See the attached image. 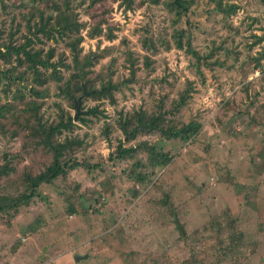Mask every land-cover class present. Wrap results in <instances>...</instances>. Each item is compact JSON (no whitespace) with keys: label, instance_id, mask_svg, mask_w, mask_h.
Returning <instances> with one entry per match:
<instances>
[{"label":"rangeland","instance_id":"obj_1","mask_svg":"<svg viewBox=\"0 0 264 264\" xmlns=\"http://www.w3.org/2000/svg\"><path fill=\"white\" fill-rule=\"evenodd\" d=\"M218 1L238 5L236 13L223 18L213 9ZM193 7L192 42L201 61L172 42L173 31L184 23L173 24L174 16L163 5L146 3L125 13L116 2L112 16L122 28L112 41L89 36L90 27L82 30L80 60L92 59L85 67L90 77L122 84L117 101L103 100V114H84L98 103L88 99L79 112L54 81L49 84L41 113L50 121L61 109L75 117L72 135L84 140L76 159L85 165L42 184L40 195L17 212L0 211V264H264V0H198ZM83 9L78 8L81 20L100 21L102 8H92L88 17ZM28 13L24 6L0 7L1 29L19 28L15 37L23 41L29 35L23 19ZM227 19L235 30L227 27ZM145 29L166 38L171 48L146 51L140 42ZM52 46L56 61L72 62L64 42ZM126 49L137 60L132 82ZM186 90L190 98L175 118L193 117L203 124L193 140H168L157 133L126 142L117 124L122 113L159 106L171 111L173 100ZM120 139L127 146L158 139L176 157L150 175L152 181L138 183L130 177L131 162L110 158ZM4 153L16 155V177L25 169L38 174L53 160L27 130L16 137L0 133L1 162ZM4 187L14 189L7 182ZM71 195L77 213L68 208ZM35 222L39 227L27 234ZM239 230L243 242L232 248L231 237ZM75 254L89 257L76 261Z\"/></svg>","mask_w":264,"mask_h":264},{"label":"trees","instance_id":"obj_2","mask_svg":"<svg viewBox=\"0 0 264 264\" xmlns=\"http://www.w3.org/2000/svg\"><path fill=\"white\" fill-rule=\"evenodd\" d=\"M116 2L123 6L125 13L135 11L146 3L165 6V9L174 16L173 24L184 23L182 27L173 31L172 42L179 49L186 47L187 52L194 54L199 61L204 59L192 42L195 24L190 16L195 13L193 6L198 0H0L2 9L11 6L29 8L27 16L23 15L29 35H24L23 41L19 42L15 37L20 31L19 28L13 31L10 27V31L6 33L0 27V94L4 97L0 95V133L16 137L21 130H27L37 138V145H42V148L53 155L52 162L38 174L25 169L20 177H16L14 175L18 168L13 163L16 155L3 154V162L0 161V211L17 212L22 204H28L34 197L40 195L39 189L42 184H50L60 175L67 174L69 170L85 165V162L81 163L76 159V152L83 148L84 140L72 135L76 126L75 117L61 109L56 118L50 121L44 118L41 109L49 95V84L52 81L55 82L59 94L79 112L83 110L81 104L88 99L98 103L87 111H81L84 114H103L104 111L99 109L103 100L116 103L115 93L122 84L114 83L110 78L106 80L100 76L90 77L85 67L86 64H91L92 59L80 60L83 53L81 44L84 41L82 33L84 28L90 27L91 37L104 36L111 41L117 38L122 23L113 20L112 12ZM79 7L84 8L87 17L92 8H102L100 21L91 24L89 20H81ZM237 8L236 4L224 5L222 1H218L213 7L218 14H223V18L235 14ZM229 22L227 27L235 30V25L232 21ZM60 41L69 49L71 63H66L62 59L55 60L57 54L52 43ZM140 42L146 51L153 54H157L161 48L168 50L172 46L166 38L150 35L148 29H145ZM124 55L129 62L131 72L129 81L132 82L137 71V60L132 50L126 49ZM115 60L111 59L107 68L110 76L114 75ZM61 67H65L69 72L64 73ZM189 98L190 94L186 90L178 100H173L171 111L159 106L157 110L151 112L139 109L122 113L117 120L118 129L123 133L126 142L157 133L168 140L180 139L183 142L193 140L203 124L193 117L189 121H178L175 118ZM1 99H4V102L1 103ZM79 118L86 122L85 117ZM8 123L12 127H9ZM110 131L111 128L107 125L106 135L109 136ZM63 135L64 138L61 139ZM25 152L30 153L27 150ZM175 157L176 155L164 150L163 143L158 139L154 142L142 139L128 146L120 139L113 154L110 155V158L131 162L130 177L138 183L152 181L150 175L155 177L161 169L171 164ZM145 168H150L151 172L144 171ZM5 182L14 186V189H5ZM156 182L159 181L156 180L153 187H156ZM137 194L138 191L135 190L133 195ZM67 202L70 212L79 211L72 195L68 197ZM232 223L235 225L234 220ZM37 227L38 222L30 225L27 234L35 232ZM243 237L242 230L234 232L229 245H232V248L241 247ZM244 245L245 243L242 247Z\"/></svg>","mask_w":264,"mask_h":264},{"label":"water","instance_id":"obj_3","mask_svg":"<svg viewBox=\"0 0 264 264\" xmlns=\"http://www.w3.org/2000/svg\"><path fill=\"white\" fill-rule=\"evenodd\" d=\"M88 257H89V254H85V255L75 254L76 261H80L81 259L88 258Z\"/></svg>","mask_w":264,"mask_h":264}]
</instances>
